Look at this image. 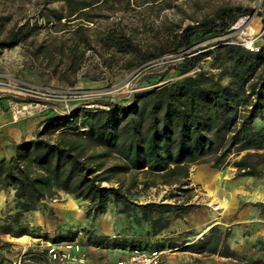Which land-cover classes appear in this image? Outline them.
I'll list each match as a JSON object with an SVG mask.
<instances>
[{"label": "trees", "instance_id": "16d2710c", "mask_svg": "<svg viewBox=\"0 0 264 264\" xmlns=\"http://www.w3.org/2000/svg\"><path fill=\"white\" fill-rule=\"evenodd\" d=\"M175 1L0 0L37 6L33 17L10 27L11 16L0 14V51L27 43L30 58L44 60L53 70L63 66V74L75 75L86 52L97 48L106 67L122 59V69H137L164 54L221 37L239 18L253 13L251 7L225 4L190 24L171 23L166 27L168 43L159 51L142 50L119 25L90 34V25L112 14L150 2L160 4L161 10L178 8ZM260 16L264 22V14ZM42 27L49 30L48 43L31 39ZM205 59L210 61L207 69L202 66ZM172 68L181 79L134 92L127 104L97 101L96 109L49 111L41 116L32 139L15 144L12 155L0 159V191L11 190L14 201V214L0 221V249L14 246L3 237L28 236L23 215L62 191L88 202L94 216L105 214L110 204L120 206L124 214L136 212L137 222L146 224L154 239L142 244L85 231L86 246L122 251L177 248L235 258L227 244L229 231L217 226L193 243L156 239L172 221L196 209L189 202L137 204L132 197L158 185H180L193 166L203 164L217 171L231 166L235 177H264V131L254 126L264 120V46L250 50L218 41L189 52ZM122 175H130L128 182L119 178ZM79 233L68 230L44 238L52 244L72 243Z\"/></svg>", "mask_w": 264, "mask_h": 264}, {"label": "rangeland", "instance_id": "374dc122", "mask_svg": "<svg viewBox=\"0 0 264 264\" xmlns=\"http://www.w3.org/2000/svg\"><path fill=\"white\" fill-rule=\"evenodd\" d=\"M175 4L178 8L164 10H161L160 4L151 2L139 7L134 6L133 10L127 13L112 14L107 19L90 25V34L94 36L107 27L119 25L142 50L159 51L168 43L166 27L171 23L190 24L191 19L210 14L218 6L225 4L251 7L253 13L239 18L230 31L221 37L208 38L190 50L178 54H164L137 69H122V59L112 67H106L101 62L97 48L86 52L85 63L75 75L69 72L63 74V66L53 70L44 60L30 58L27 43L11 50L0 51V106L4 105L5 111L9 113L10 101H22L6 91V84L12 81L72 92L68 102L70 111L99 108L100 105L95 104L97 101L127 104L134 92L181 79L172 67L180 64L189 52L218 41L239 43L247 49L264 46V22L260 16L264 14V0H177ZM36 7L34 3L0 2V14L11 16V22L7 26L10 27L33 17ZM241 20L247 25L238 29L236 25ZM250 23L254 31L248 28ZM48 33L49 30L42 27L33 33L31 39L38 43H48ZM209 63L208 59L203 60L204 69L208 68ZM5 101L7 103L3 104ZM23 120L26 119L20 121ZM254 126L264 131V120H257ZM234 172L231 166L221 171L212 169L210 164L193 166L186 182L172 187L158 185L146 191H139L132 197L137 204L189 202L196 207V220L207 219L206 223L191 230L190 234L173 230L163 236L175 239L178 244L200 238L211 226L229 231L227 244L236 254L234 259L222 258L219 255L188 256L187 259L179 261V264H264V214L260 213V207L264 205V177H235ZM119 178L128 182L130 175H122ZM142 178L141 174L137 175L139 181ZM12 194L11 190L0 193V221L14 214ZM137 218L139 214L136 212L124 214L120 206L113 204L108 205L105 214L94 216L89 213L88 202L74 199L59 191L56 199L44 200L36 210L23 215L21 221L28 227V236L17 241L3 237L5 242L14 246L6 248L7 250L3 248L9 256L4 257L2 261L8 259L10 263L15 261V264H48L49 257H45L43 253L47 249L48 255L49 249L55 247L44 237L51 239L68 230L80 232L77 240L81 245H85V231L104 235L100 234L103 227L109 228L107 236L110 238L116 237L142 244L154 241L148 234V226L137 222ZM188 224L189 221L184 225L188 227ZM60 245L69 246L72 243ZM171 253L167 252L168 255ZM32 259H35L34 263Z\"/></svg>", "mask_w": 264, "mask_h": 264}, {"label": "crops", "instance_id": "0c3cea01", "mask_svg": "<svg viewBox=\"0 0 264 264\" xmlns=\"http://www.w3.org/2000/svg\"><path fill=\"white\" fill-rule=\"evenodd\" d=\"M7 101H5L6 104ZM41 117L33 118V119H26L20 121L18 123H13L11 121L10 115L8 112L5 111L4 105L0 106V159L2 158H9L13 152V146L19 143L22 140H29L32 139L35 135V130L37 129L38 124L41 121ZM2 194L3 191H0ZM200 218V217H199ZM188 227L185 222H188ZM206 223L207 219L204 220H196L195 212L192 211L191 213L181 217L180 219L174 220L171 222L168 229L164 230L160 236L156 239H161L165 234H169L173 230H178V232H190L197 226H200L202 223ZM212 227V226H211ZM210 227V228H211ZM208 228V229H210ZM109 228L106 227L101 228L100 234H104L107 236L109 234ZM10 238V237H8ZM21 238L14 239L10 238V240L17 241ZM197 239L191 240L189 243H193ZM16 244V243H15ZM46 244H50L47 243ZM71 244V243H66ZM56 250L61 252L67 253L74 257H82L84 258L86 264H117L118 262H125L127 257L130 254L129 250H114V249H101V248H94L91 246L81 245L78 244V240L72 242V245H60V244H53ZM46 248V247H43ZM7 250V249H6ZM177 248L175 249H164L161 250V259L162 264H179V261L182 259H187L188 256H201L198 254H192L189 252H180ZM47 249L43 253L45 257L47 255ZM172 252L171 254H167ZM4 249H0V264H15V261L9 262L2 261L4 257H8ZM35 259H32V263H34ZM28 261H23V263ZM37 264V263H36Z\"/></svg>", "mask_w": 264, "mask_h": 264}, {"label": "built area", "instance_id": "2783aa9c", "mask_svg": "<svg viewBox=\"0 0 264 264\" xmlns=\"http://www.w3.org/2000/svg\"><path fill=\"white\" fill-rule=\"evenodd\" d=\"M253 50V49H250ZM6 91L22 101H10L8 111L11 121L17 123L22 119L41 117L49 111L70 112L68 102L72 92L58 91L45 87L33 86L20 81H12L6 84ZM48 264H86L84 258L71 256L60 252L55 248L48 251ZM117 264H162L160 251H130L125 262Z\"/></svg>", "mask_w": 264, "mask_h": 264}, {"label": "bare ground", "instance_id": "6f19581e", "mask_svg": "<svg viewBox=\"0 0 264 264\" xmlns=\"http://www.w3.org/2000/svg\"><path fill=\"white\" fill-rule=\"evenodd\" d=\"M247 25V23L245 22V21H239L238 23H237V25H236V27L238 28V29H243L245 26ZM248 28H251V31L253 30L254 31V29H253V27H252V23H250V25H249V27ZM247 28V29H248ZM256 32V31H255ZM249 33V32H248Z\"/></svg>", "mask_w": 264, "mask_h": 264}, {"label": "water", "instance_id": "95a60500", "mask_svg": "<svg viewBox=\"0 0 264 264\" xmlns=\"http://www.w3.org/2000/svg\"><path fill=\"white\" fill-rule=\"evenodd\" d=\"M63 112H66V110L65 109H61Z\"/></svg>", "mask_w": 264, "mask_h": 264}]
</instances>
